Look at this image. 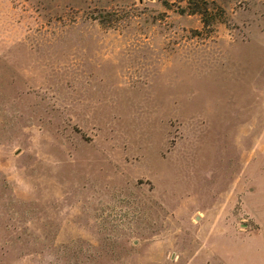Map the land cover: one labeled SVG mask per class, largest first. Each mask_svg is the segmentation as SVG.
<instances>
[{
  "label": "rangeland",
  "instance_id": "1",
  "mask_svg": "<svg viewBox=\"0 0 264 264\" xmlns=\"http://www.w3.org/2000/svg\"><path fill=\"white\" fill-rule=\"evenodd\" d=\"M196 2L0 0V264H264V0Z\"/></svg>",
  "mask_w": 264,
  "mask_h": 264
},
{
  "label": "trees",
  "instance_id": "2",
  "mask_svg": "<svg viewBox=\"0 0 264 264\" xmlns=\"http://www.w3.org/2000/svg\"><path fill=\"white\" fill-rule=\"evenodd\" d=\"M187 1H188L189 5H191V4L195 3L197 0H187ZM193 11H195V12L198 11V12L202 13L205 17V14H207V12H208V8H207V6L202 7L200 5V2L198 1V2H196V6H194Z\"/></svg>",
  "mask_w": 264,
  "mask_h": 264
},
{
  "label": "crops",
  "instance_id": "3",
  "mask_svg": "<svg viewBox=\"0 0 264 264\" xmlns=\"http://www.w3.org/2000/svg\"><path fill=\"white\" fill-rule=\"evenodd\" d=\"M244 231H247V230H244Z\"/></svg>",
  "mask_w": 264,
  "mask_h": 264
}]
</instances>
